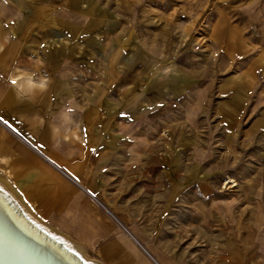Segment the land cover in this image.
<instances>
[{"label":"crops","instance_id":"0c3cea01","mask_svg":"<svg viewBox=\"0 0 264 264\" xmlns=\"http://www.w3.org/2000/svg\"><path fill=\"white\" fill-rule=\"evenodd\" d=\"M75 1L0 0L5 188L101 264H264L262 192L249 217H229L225 250L189 244V211L204 223L203 186L189 185L192 175L170 163L140 168L148 154L123 152L139 144L141 125L155 118L171 84L120 64L105 29ZM249 68L224 82L233 98L228 118L253 90Z\"/></svg>","mask_w":264,"mask_h":264},{"label":"rangeland","instance_id":"374dc122","mask_svg":"<svg viewBox=\"0 0 264 264\" xmlns=\"http://www.w3.org/2000/svg\"><path fill=\"white\" fill-rule=\"evenodd\" d=\"M75 2L94 26L105 29L109 50L122 59L120 64L171 84L156 104L155 118L141 125L139 144L123 152L148 154L143 159L150 162L140 161V168L162 169L170 163L193 176L189 185L203 186L204 223L197 225L189 211V244L202 246L204 253L222 252L234 230L229 217L239 211L247 218L260 195L264 201V3ZM246 68L255 85L249 96L237 99L236 112L228 118L224 113L233 98L224 82Z\"/></svg>","mask_w":264,"mask_h":264},{"label":"bare ground","instance_id":"6f19581e","mask_svg":"<svg viewBox=\"0 0 264 264\" xmlns=\"http://www.w3.org/2000/svg\"><path fill=\"white\" fill-rule=\"evenodd\" d=\"M0 188V264H101L37 220L5 188L2 179Z\"/></svg>","mask_w":264,"mask_h":264},{"label":"clouds","instance_id":"9594fccd","mask_svg":"<svg viewBox=\"0 0 264 264\" xmlns=\"http://www.w3.org/2000/svg\"><path fill=\"white\" fill-rule=\"evenodd\" d=\"M10 158L8 157H0V163H8Z\"/></svg>","mask_w":264,"mask_h":264},{"label":"snow or ice","instance_id":"6c2138e0","mask_svg":"<svg viewBox=\"0 0 264 264\" xmlns=\"http://www.w3.org/2000/svg\"><path fill=\"white\" fill-rule=\"evenodd\" d=\"M13 83H15V81H13ZM5 123H6V121H5ZM3 191V189L2 188H0V192H2Z\"/></svg>","mask_w":264,"mask_h":264}]
</instances>
